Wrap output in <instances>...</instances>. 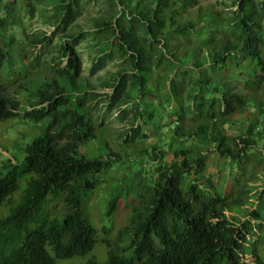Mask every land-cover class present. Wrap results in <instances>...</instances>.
I'll list each match as a JSON object with an SVG mask.
<instances>
[{
  "label": "trees",
  "instance_id": "trees-1",
  "mask_svg": "<svg viewBox=\"0 0 264 264\" xmlns=\"http://www.w3.org/2000/svg\"><path fill=\"white\" fill-rule=\"evenodd\" d=\"M106 2L85 32L82 0H0V127L42 125L18 155L0 141V264L87 257L83 202L109 170L141 193L129 221L107 203L124 227L103 264H264V0ZM102 131L117 145L88 157Z\"/></svg>",
  "mask_w": 264,
  "mask_h": 264
},
{
  "label": "rangeland",
  "instance_id": "rangeland-1",
  "mask_svg": "<svg viewBox=\"0 0 264 264\" xmlns=\"http://www.w3.org/2000/svg\"><path fill=\"white\" fill-rule=\"evenodd\" d=\"M227 1L230 2V0ZM82 2V14L75 21V25H78V27L83 29L85 32L94 30L93 20L102 17L108 11L110 12L107 2L106 0H82ZM31 26L36 30L40 28L41 31H46L48 36H50L49 33L53 31L52 28L47 26L44 27L38 18L33 21ZM77 45L78 51L83 56L84 60V74L89 75L91 61L95 57L96 52L94 49H92V51L89 53L87 45L93 46V40L89 37L86 40L79 41ZM36 52L40 53V50L38 49ZM116 66V63L108 64L103 71H100L91 77V82L94 85H98L100 78L106 79L109 73L116 72ZM77 81L81 85L84 83L83 79L81 78L77 79ZM37 83L38 80L29 87V90L35 89L38 86ZM68 83L70 84V82ZM100 91L106 93L111 92L110 90L103 89H100ZM6 123V125L0 127V141L2 147L7 149V151L3 150L2 153L0 152L4 158L11 157L12 153L18 155L20 146H24L33 138L42 134V130L40 129L42 126L41 124L34 126L30 124L31 122L19 119ZM109 136L110 135L104 131H102L100 134H97L96 139L92 140L86 146V155L88 157H105L108 154L109 149H112V147L117 145L116 137H111L109 140H107ZM108 141H110V143ZM107 143L109 145H107ZM122 148L124 150L126 146ZM129 163L130 162L127 161L122 164L125 166L124 170H122L123 173L129 172ZM135 164L137 165V163ZM127 184L128 182L124 183L117 179L116 170H109L106 174L100 175L97 188L93 191V193L88 194L86 199H84L82 207V218L87 219L91 225L98 230V243L95 245L93 251L84 259L79 260L78 258H75L71 260H56V264H81L85 263L91 256L95 257L100 264L106 262V252L108 251V248L106 247V244L102 243L101 241L109 237L111 240L109 241L113 243V241L119 237V233L122 228L121 226L124 227L123 224H116L115 212L112 213L111 217L103 216V213L106 211L105 209L107 203L113 197H118L119 207L126 209V212H122L120 217H124L127 214L128 221L132 218L134 209L138 208V194L141 193L139 191V186L138 184L133 183L129 185L127 189L125 188ZM120 217L117 218V221H119L118 219H120ZM124 223H126V219Z\"/></svg>",
  "mask_w": 264,
  "mask_h": 264
}]
</instances>
